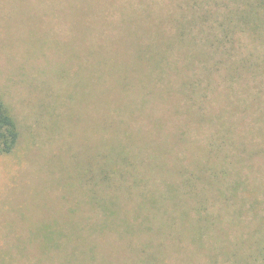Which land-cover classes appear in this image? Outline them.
<instances>
[{
  "label": "rangeland",
  "instance_id": "374dc122",
  "mask_svg": "<svg viewBox=\"0 0 264 264\" xmlns=\"http://www.w3.org/2000/svg\"><path fill=\"white\" fill-rule=\"evenodd\" d=\"M0 99V264H264V0H0Z\"/></svg>",
  "mask_w": 264,
  "mask_h": 264
},
{
  "label": "trees",
  "instance_id": "16d2710c",
  "mask_svg": "<svg viewBox=\"0 0 264 264\" xmlns=\"http://www.w3.org/2000/svg\"><path fill=\"white\" fill-rule=\"evenodd\" d=\"M198 2V1H195ZM213 16L212 11L208 10L205 11L202 15L194 17L192 16H185V11L183 10L181 14H178L174 17H169L170 21L175 24L177 23L179 28L178 32L176 34H173L169 37H175L176 40L173 44H170L167 47V49H173L175 46H181L184 47L185 53H189L192 59H210L213 55H215V50L210 49L209 46H214L215 42H221L218 37L211 36V32L205 31L203 27V23L205 20L210 19ZM218 14H215L214 17L217 19ZM223 16V15H222ZM157 26L161 27V25L164 24V21L168 20V18H158L157 19ZM186 20V21H185ZM201 24L203 27V30L200 31L201 33H204L205 38L202 36L197 37L198 34L192 33V26L195 24ZM220 30L222 33H224L229 25L225 23L223 18L219 21ZM161 37L167 36L166 32L163 30V27L160 29ZM198 40L202 43H198ZM218 46V45H217ZM218 48V47H217ZM156 51H160L158 47H155L153 50H151L150 46L148 44H143L142 42L136 46V56L133 59V62H124L125 66L131 64V70L138 72L140 68V64L142 62H147L148 60H153L157 55H155ZM164 59V58H163ZM223 61H226L228 59H222ZM136 62V64H135ZM139 62V64H137ZM178 62H173L172 66L174 68L178 69L179 65ZM124 66V67H125ZM156 68V67H155ZM153 68L151 71V74L154 76H159L161 78L165 75L166 71L163 68ZM129 72V70H127ZM146 75V74H145ZM20 138V130L19 126L16 122L15 117L10 112L8 106L0 99V154H9L14 151L15 147L18 144ZM116 168L114 166H111L110 168H104L102 170L103 175V182H110L112 174L115 172ZM183 170V168H182ZM106 231H112V230H106ZM145 231V230H144Z\"/></svg>",
  "mask_w": 264,
  "mask_h": 264
}]
</instances>
